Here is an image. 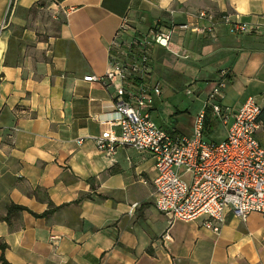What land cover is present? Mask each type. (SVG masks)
<instances>
[{
  "label": "crops",
  "instance_id": "crops-1",
  "mask_svg": "<svg viewBox=\"0 0 264 264\" xmlns=\"http://www.w3.org/2000/svg\"><path fill=\"white\" fill-rule=\"evenodd\" d=\"M45 2L57 14L55 34L17 48L11 26L26 19L16 12ZM204 11L219 22L213 33L186 35L189 60L211 58L219 82L242 96L264 90V0H18L14 7L0 0V257L10 264H264V216L228 214L219 234L201 222L171 224L155 207L154 158L128 146L101 153L95 144L115 117V89L84 78L106 74L122 19L145 32ZM222 16L252 30L232 33ZM12 205L26 210L9 212Z\"/></svg>",
  "mask_w": 264,
  "mask_h": 264
},
{
  "label": "built area",
  "instance_id": "built-area-1",
  "mask_svg": "<svg viewBox=\"0 0 264 264\" xmlns=\"http://www.w3.org/2000/svg\"><path fill=\"white\" fill-rule=\"evenodd\" d=\"M9 1L14 7L18 0ZM218 20L216 14L204 11L186 23L158 21L141 32L125 17L109 45L106 74L84 78L112 84L115 89V117L103 123L108 127L95 139L98 151L113 154L117 146H128L150 154L157 170L156 209L169 217L171 224L201 222L216 234L228 214L241 221L252 214L264 216V145L258 139L264 101L249 97L238 109L224 106L225 83L221 81L209 92L192 133L183 135L155 120L163 88L154 81L153 73L156 46L177 59L188 60L186 35L213 33ZM220 21L235 34L252 30L228 16ZM228 74L227 70L221 72L223 78ZM207 109L227 129L221 142L206 138Z\"/></svg>",
  "mask_w": 264,
  "mask_h": 264
},
{
  "label": "rangeland",
  "instance_id": "rangeland-1",
  "mask_svg": "<svg viewBox=\"0 0 264 264\" xmlns=\"http://www.w3.org/2000/svg\"><path fill=\"white\" fill-rule=\"evenodd\" d=\"M49 4L45 2L42 8L16 12V16L24 17L26 21L21 24L13 23L11 26V42L14 46L33 47L36 39H40L39 37L55 34L57 25H51V21L57 14L54 12L55 9L49 8ZM154 53V81H159L163 88L161 110L154 115L155 120L158 125L168 128L176 126L180 130L191 132L195 116L207 102L211 83L220 81L219 66L211 58L176 60L158 46L154 48ZM222 93L224 94L223 105L231 109H238L249 95L255 97L260 103L264 101L263 89H249L242 96L232 89L230 84H225ZM205 134L208 140L214 142L223 141L227 134L226 127L214 117L211 111ZM258 139L264 145V128L259 130Z\"/></svg>",
  "mask_w": 264,
  "mask_h": 264
},
{
  "label": "trees",
  "instance_id": "trees-1",
  "mask_svg": "<svg viewBox=\"0 0 264 264\" xmlns=\"http://www.w3.org/2000/svg\"><path fill=\"white\" fill-rule=\"evenodd\" d=\"M209 117H210V110L207 109V115H206V120H205V127H206V128H207L208 125H209ZM260 122L264 125V108H263L262 113H261V115H260ZM13 209L18 210V211H24V210H26V209L23 208V207H19V206L12 205V206L9 208V212H10L11 210H13ZM0 248H1L2 250H5L6 246H5V245H0ZM0 261H1V264H10V263L4 258V256H1V257H0Z\"/></svg>",
  "mask_w": 264,
  "mask_h": 264
}]
</instances>
